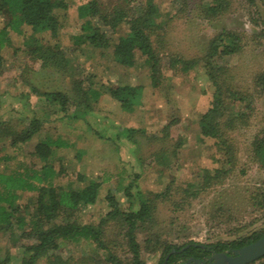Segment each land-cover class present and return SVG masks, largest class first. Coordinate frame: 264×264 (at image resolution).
<instances>
[{"label":"rangeland","instance_id":"374dc122","mask_svg":"<svg viewBox=\"0 0 264 264\" xmlns=\"http://www.w3.org/2000/svg\"><path fill=\"white\" fill-rule=\"evenodd\" d=\"M90 1L66 0L68 9L59 11L63 27L58 38L39 35L49 46L58 45L65 51L70 61L65 71L42 68L40 61L27 54L25 41L32 34L30 28H25L22 36L11 34L10 45L1 52L4 60L0 76V127L8 130L0 138L1 155L8 159L2 169L6 173L40 169L42 163L34 156V148L48 137L71 143V148L55 152L51 161L56 169L61 166L65 169L56 184L79 186V175L102 183L97 204L82 215L84 223L93 225L110 210L109 195L115 197L122 209H127L139 195L150 201L171 187L170 201L158 202L157 225L152 234L138 237L146 264L160 261V254L146 243L153 237L164 244L193 241L210 245L264 232V201L259 196L264 192V164L255 153L256 143L264 134V91L256 82L264 75V9L260 0H221L217 16L208 11L215 0H154L165 33L164 79L158 88L153 86L150 71L142 60L128 68L114 61L112 50L101 54L89 46L75 44L82 24L77 8ZM99 1L106 8L119 3ZM222 33L236 34L242 47L239 53L223 59L220 66L223 70L218 72L222 87L236 93L237 100L244 99L236 104L231 97L225 101L234 117L239 112L247 117L244 125L227 135L235 147L237 165L223 186L210 189L198 199L182 202L181 187L198 185L206 170L222 168L218 161L223 157L215 155L214 141L204 138L199 126L216 92L203 66L204 57L212 41ZM172 59L199 64L183 72L180 64L171 66ZM77 83L81 84L80 91ZM110 86L142 87L141 106L126 113L103 92L97 102H90L91 112L74 119L83 113V107L63 114L34 93V89L40 93L61 92L75 101H83L81 92L89 89L102 92ZM33 118L43 121L39 134L32 141L13 147L10 133L27 130ZM170 124L166 135L164 129ZM125 128L144 131L145 136L136 134L138 146L118 137ZM133 181L131 193L135 196L129 199L126 190ZM32 198L31 194H23L19 204H27ZM112 233L118 239L120 231L115 228ZM21 245L14 235L0 233V260L8 256L10 264H21ZM93 251L94 246L82 242L66 245L58 254L63 259L78 260ZM118 255L128 258L123 247H118ZM40 264H47V260ZM255 264H264V260Z\"/></svg>","mask_w":264,"mask_h":264},{"label":"trees","instance_id":"16d2710c","mask_svg":"<svg viewBox=\"0 0 264 264\" xmlns=\"http://www.w3.org/2000/svg\"><path fill=\"white\" fill-rule=\"evenodd\" d=\"M116 7L106 8L99 0H92L77 8L78 19L82 21L81 34L75 37L77 46H89L104 54L112 50L114 61L121 66L132 68L139 60L150 71V78L154 87L158 88L164 79L162 54L164 46V29L159 22V7L154 0H118ZM264 9V0H260ZM69 7L66 0H0V76L3 73V56L1 52L10 45L11 34L24 35L25 28H30L31 35L26 39L27 54L36 61H40L42 68H55L65 71L69 66V59L65 51L58 45L49 46L39 35H49L57 39L63 27L60 10ZM222 8L221 0H215L208 11L214 16L219 15ZM123 28L125 33H122ZM121 33V34H120ZM118 34H120L118 36ZM242 50L240 39L233 33H222L212 41L208 54L204 57L203 66L213 82L216 92L213 96L211 108L200 118L201 135L214 141L213 148L216 156L223 158L218 163L222 168L214 171L206 170L201 182L181 187L182 202L198 199L210 189L223 186L227 179L234 174L237 165L234 145L228 139V132L237 126L244 125L247 117L233 112L226 106L229 97L237 100V94L231 89H224L220 82L218 72L224 58L233 56ZM182 66L183 72H188L198 66V62H186L172 59L171 66ZM257 84L264 91V75L257 79ZM81 84L76 88L80 91ZM34 93L44 99L49 107L59 108L61 113L68 114L74 109L85 116L92 111L91 101L97 102L103 92L117 101L120 108L126 113H133L141 106L142 90L140 86H110L105 91L89 89L81 92L85 97L83 101H75L69 95L61 92ZM227 95V96H226ZM230 98V99H231ZM58 110V111H59ZM80 114V112L78 113ZM43 121L33 118L29 128L21 133H13L11 145L17 147L32 141L39 134ZM171 124L166 126L164 132L169 130ZM8 130L0 127V138H4ZM145 136L144 131L125 128L118 137L138 146L136 134ZM73 145L62 138H46L41 140L34 148V156L42 163L40 169H30L24 172L14 171L6 173L2 169L7 157L0 152V233H10L22 242L23 251L21 264H40L47 260V264H146L142 258V246L138 240L140 234H152L156 224V211L158 202H168L173 196L171 187L165 192L155 195L150 201L140 197L131 202L127 209L113 195H109L110 210L96 224H86L82 220L83 212L90 206L97 204L102 183L89 180L83 175L78 176L79 186L69 183L60 186L56 181L64 176L63 166L56 169L51 163L55 152L69 149ZM2 149L0 148V151ZM255 153L261 157L264 164V134L256 143ZM225 166L227 169H225ZM229 166V167H228ZM133 181L126 194L133 198L131 189ZM31 194L33 198L27 204H19L21 195ZM264 201V192L259 193ZM175 204V203H174ZM260 207L263 204H259ZM178 208V205H174ZM219 211H222L221 209ZM117 228L120 234L117 237L112 230ZM19 234V235H18ZM147 239L148 247L160 254L159 264H187L190 259L202 261L215 254L229 253L242 249L262 238L264 232L252 233L230 243L218 242L204 245L193 241L182 245L164 244L159 238ZM121 240V241H120ZM155 241V242H154ZM86 243L94 246L91 255L63 259L58 253L66 245ZM118 247H123L128 258L118 255ZM264 260V257L260 261ZM10 257L0 260V264H10ZM255 264V263H253Z\"/></svg>","mask_w":264,"mask_h":264},{"label":"water","instance_id":"95a60500","mask_svg":"<svg viewBox=\"0 0 264 264\" xmlns=\"http://www.w3.org/2000/svg\"><path fill=\"white\" fill-rule=\"evenodd\" d=\"M264 257V238L242 248L232 254L221 253L212 256L210 264H253ZM200 264L199 260L190 259L187 264Z\"/></svg>","mask_w":264,"mask_h":264},{"label":"flooded vegetation","instance_id":"af4514ba","mask_svg":"<svg viewBox=\"0 0 264 264\" xmlns=\"http://www.w3.org/2000/svg\"><path fill=\"white\" fill-rule=\"evenodd\" d=\"M212 256H210L209 258H205L204 260L200 261V264H210L212 262ZM192 264H194V263H192Z\"/></svg>","mask_w":264,"mask_h":264}]
</instances>
